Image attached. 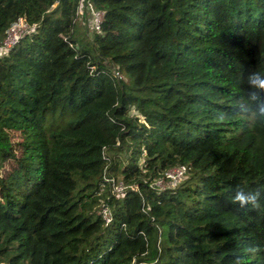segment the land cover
Returning a JSON list of instances; mask_svg holds the SVG:
<instances>
[{
    "label": "trees",
    "instance_id": "trees-1",
    "mask_svg": "<svg viewBox=\"0 0 264 264\" xmlns=\"http://www.w3.org/2000/svg\"><path fill=\"white\" fill-rule=\"evenodd\" d=\"M92 1L82 40L77 0H0V45L34 24L0 50V264H264V120L237 109L264 0Z\"/></svg>",
    "mask_w": 264,
    "mask_h": 264
},
{
    "label": "built area",
    "instance_id": "built-area-1",
    "mask_svg": "<svg viewBox=\"0 0 264 264\" xmlns=\"http://www.w3.org/2000/svg\"><path fill=\"white\" fill-rule=\"evenodd\" d=\"M74 14L78 17L79 21L85 25L89 35L100 30L103 10L96 8L92 0H77ZM33 27L34 24H29L23 16L17 17L6 29L5 35L1 41L0 50H5L12 46L25 32ZM113 73L118 74L116 66L113 67ZM186 169L187 167L184 164H176L168 167L164 170L163 175L157 176L153 180L152 184L155 186L156 184H160V181L164 180L171 185H175L184 177ZM123 188V183L118 181L114 185L113 190L120 195ZM98 213H100L104 224H107L111 220V210L106 203L102 202L100 204Z\"/></svg>",
    "mask_w": 264,
    "mask_h": 264
},
{
    "label": "clouds",
    "instance_id": "clouds-1",
    "mask_svg": "<svg viewBox=\"0 0 264 264\" xmlns=\"http://www.w3.org/2000/svg\"><path fill=\"white\" fill-rule=\"evenodd\" d=\"M247 83L251 89L248 100L246 102H240L237 105V109L242 114L250 115L253 119L264 120V99L261 98V94L264 93V75H261L259 72H252L247 77ZM220 118L223 119V115ZM259 199V192H246L242 188H237L231 196L232 202L238 204L240 208H255L259 204ZM254 251L256 249H245L246 253H252ZM232 264H245L244 256L236 257Z\"/></svg>",
    "mask_w": 264,
    "mask_h": 264
},
{
    "label": "rangeland",
    "instance_id": "rangeland-1",
    "mask_svg": "<svg viewBox=\"0 0 264 264\" xmlns=\"http://www.w3.org/2000/svg\"><path fill=\"white\" fill-rule=\"evenodd\" d=\"M73 33L78 34L77 36L79 38H82V40H87L89 38V33L86 31L85 25L82 24L80 21L78 22V24H76V28L73 31ZM15 138H16V136H13V140ZM4 167L6 168V167H8V165L6 164ZM180 181H181V179L175 185H177ZM152 182H150V185L154 186L152 184ZM175 185H171L170 183L162 180V181H160V184H156L155 187H156V189H161V188H165V187H173Z\"/></svg>",
    "mask_w": 264,
    "mask_h": 264
}]
</instances>
